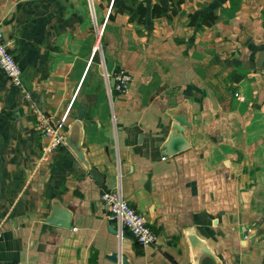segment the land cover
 I'll return each instance as SVG.
<instances>
[{"label":"crops","instance_id":"crops-1","mask_svg":"<svg viewBox=\"0 0 264 264\" xmlns=\"http://www.w3.org/2000/svg\"><path fill=\"white\" fill-rule=\"evenodd\" d=\"M0 29L22 71L0 69V264H264V0H0ZM104 189L152 244L118 236Z\"/></svg>","mask_w":264,"mask_h":264},{"label":"built area","instance_id":"built-area-1","mask_svg":"<svg viewBox=\"0 0 264 264\" xmlns=\"http://www.w3.org/2000/svg\"><path fill=\"white\" fill-rule=\"evenodd\" d=\"M102 27L96 28L99 38ZM0 69L8 80L15 86L21 85L22 71L19 63L10 49V43L5 39L0 29ZM114 84L112 87L118 92H126L131 82V76L124 70L118 69L113 72ZM239 96L238 93H235ZM51 131V129H48ZM59 140L57 132L52 136V143ZM101 200L107 207L106 218L115 229L118 236L125 233L131 235L141 245H150L155 241V234L146 219L120 194L119 190H106L101 192Z\"/></svg>","mask_w":264,"mask_h":264},{"label":"water","instance_id":"water-1","mask_svg":"<svg viewBox=\"0 0 264 264\" xmlns=\"http://www.w3.org/2000/svg\"><path fill=\"white\" fill-rule=\"evenodd\" d=\"M90 59L92 62L99 63L100 62V52L96 48L94 51L87 57ZM260 63L264 59V52L260 54ZM259 63V65H260ZM234 78H236V75H234ZM114 84V78L112 77L110 80V86H113ZM85 112V106L81 105L80 108L78 109V116L83 117ZM174 121L175 123L172 125L173 130L171 134L169 135L168 139L164 143V151L163 153L166 155H171L174 154L188 146V143L185 141V139L182 137V131L185 126H189V122L186 121V119L182 115H176L174 116ZM144 187L148 189V181L145 183ZM68 216L69 214L65 211H61L58 208L57 205H54L53 207V212L51 216L46 219L47 223L54 224V225H59L63 227H69V222H68ZM59 217V218H58ZM62 218V219H60ZM109 258L112 260L117 259V254L116 253H111L109 255ZM123 262H125V259H122Z\"/></svg>","mask_w":264,"mask_h":264},{"label":"trees","instance_id":"trees-1","mask_svg":"<svg viewBox=\"0 0 264 264\" xmlns=\"http://www.w3.org/2000/svg\"><path fill=\"white\" fill-rule=\"evenodd\" d=\"M123 7L120 6L119 9H122ZM128 8V7H127ZM129 11H131V7L128 8ZM138 13H139V17L140 19L138 18V21H144L143 19H141V17H143L146 13V9L142 6H139L138 9H137ZM216 18V15H213L212 13H208V15L206 14L204 17H202V23L203 24H210L213 20H215ZM195 19V17H194Z\"/></svg>","mask_w":264,"mask_h":264},{"label":"rangeland","instance_id":"rangeland-1","mask_svg":"<svg viewBox=\"0 0 264 264\" xmlns=\"http://www.w3.org/2000/svg\"><path fill=\"white\" fill-rule=\"evenodd\" d=\"M98 26H99V25H96V28H97ZM97 42H98V41L96 40L95 43H97ZM96 45H100V43H99V44L97 43ZM100 47H101V45H100Z\"/></svg>","mask_w":264,"mask_h":264}]
</instances>
